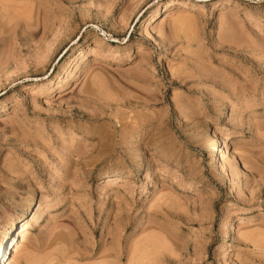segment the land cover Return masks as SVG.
Wrapping results in <instances>:
<instances>
[{
	"label": "rangeland",
	"instance_id": "rangeland-1",
	"mask_svg": "<svg viewBox=\"0 0 264 264\" xmlns=\"http://www.w3.org/2000/svg\"><path fill=\"white\" fill-rule=\"evenodd\" d=\"M29 222L0 264H264V0H0V243Z\"/></svg>",
	"mask_w": 264,
	"mask_h": 264
},
{
	"label": "bare ground",
	"instance_id": "bare-ground-1",
	"mask_svg": "<svg viewBox=\"0 0 264 264\" xmlns=\"http://www.w3.org/2000/svg\"><path fill=\"white\" fill-rule=\"evenodd\" d=\"M170 3H171V5L173 4L172 1H170ZM214 163H215V165L217 164V166H219L220 163H221V160L218 157H216ZM30 221H32V220H30ZM30 228H31V222H29L27 224L23 223L22 230L20 231V233H19V235L17 237V240H16V238L14 239V237L9 236V232H6L5 233L6 234L5 237L3 238V240L0 243V255L3 257L5 248H7L8 245H10V247H11L10 252H12V255H14L15 253H17L19 251V249H20V245L25 242V239H24V235L23 234L26 231H28ZM19 239H20L21 242L18 243ZM11 257H13V256H11Z\"/></svg>",
	"mask_w": 264,
	"mask_h": 264
}]
</instances>
